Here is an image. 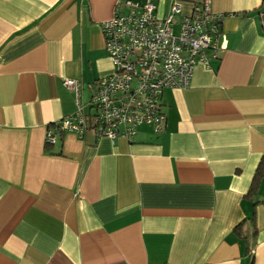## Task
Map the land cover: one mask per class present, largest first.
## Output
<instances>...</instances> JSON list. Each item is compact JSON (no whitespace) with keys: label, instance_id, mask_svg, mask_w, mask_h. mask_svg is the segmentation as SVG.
<instances>
[{"label":"crops","instance_id":"crops-1","mask_svg":"<svg viewBox=\"0 0 264 264\" xmlns=\"http://www.w3.org/2000/svg\"><path fill=\"white\" fill-rule=\"evenodd\" d=\"M118 1L0 0V264H264V177L245 196L264 154L262 0H209L218 59L163 90L162 133L45 143L76 108L63 80L86 104L112 72L100 23Z\"/></svg>","mask_w":264,"mask_h":264},{"label":"built area","instance_id":"built-area-1","mask_svg":"<svg viewBox=\"0 0 264 264\" xmlns=\"http://www.w3.org/2000/svg\"><path fill=\"white\" fill-rule=\"evenodd\" d=\"M223 16L210 9L209 0L195 2L185 15L178 0H169L161 16L155 0L116 2L112 16L100 23L112 72L88 84L86 104L80 82L63 80L74 93L76 108L46 127L45 143L54 144L68 132L80 139L90 133L132 140L141 125L162 133L163 90L188 88L197 64L210 68V61L218 59L216 36Z\"/></svg>","mask_w":264,"mask_h":264},{"label":"trees","instance_id":"trees-1","mask_svg":"<svg viewBox=\"0 0 264 264\" xmlns=\"http://www.w3.org/2000/svg\"><path fill=\"white\" fill-rule=\"evenodd\" d=\"M260 7L263 8V11H264V0H262ZM221 26H222V24H221ZM220 32H221V28H220ZM220 32H218L216 37H218ZM263 177H264V154L260 158L258 165H257V167L253 173V177L251 179V183H250L248 192L245 194V196H252V195L255 196L256 195ZM234 233H236L238 236L241 235V224H238L234 228Z\"/></svg>","mask_w":264,"mask_h":264}]
</instances>
